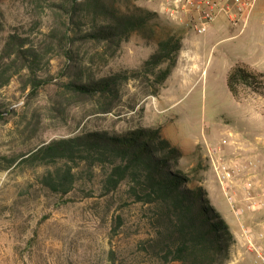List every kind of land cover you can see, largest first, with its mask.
<instances>
[{"label":"rangeland","instance_id":"1","mask_svg":"<svg viewBox=\"0 0 264 264\" xmlns=\"http://www.w3.org/2000/svg\"><path fill=\"white\" fill-rule=\"evenodd\" d=\"M117 1L158 13L163 28L157 38L166 32L183 35L177 66L157 97L146 83L124 85L107 114L98 111L97 102L78 104L63 90L69 77L60 76L65 62L56 55L41 73L54 81L36 97L29 96L25 72L0 88V264H110L112 254L117 264H152L143 245L154 235L148 207L135 204L126 185L108 193L107 168L76 167L74 188L64 198L41 185L53 168L23 161L5 169L9 160L54 139L138 127L160 129L183 151L179 168L204 188L235 237L227 264H264V97L243 90L235 100L227 87L236 63L264 73V0L256 1L245 21L222 18L204 35L191 29L190 17L171 20L165 0ZM0 4L7 25L0 37L16 29L38 45L53 27L54 12L45 3ZM3 43L0 38V55ZM79 50L85 64L106 76L139 69L154 48L137 34L116 54L103 46Z\"/></svg>","mask_w":264,"mask_h":264},{"label":"trees","instance_id":"2","mask_svg":"<svg viewBox=\"0 0 264 264\" xmlns=\"http://www.w3.org/2000/svg\"><path fill=\"white\" fill-rule=\"evenodd\" d=\"M47 4L54 12L53 27L38 45L18 30L3 38L0 55V88L17 75L26 73L29 96L54 81L42 77L53 55L64 59L61 87L74 102H97L99 112L110 113L121 99L124 85L140 81L157 97L160 88L172 75L183 50L184 37L166 32L158 13L140 7H121L117 0H35ZM5 15L0 4V36L6 31ZM141 35L154 50L139 69L98 76L84 62L79 47L103 46L116 54L124 42ZM94 64V63H92ZM227 87L235 100L248 90L264 97V73L245 63H236L227 75ZM4 116L0 105V119ZM183 151L162 136L160 129L138 127L124 132L85 130L71 137L54 139L29 153L9 160L30 167L53 170L41 178L48 192L61 198L68 196L75 185L76 167L102 166L109 170L107 192L114 193L126 185L135 204L148 207V221L154 235L144 242V251L152 264H227L235 237L225 220L214 208L202 186L180 162ZM22 159V160H21ZM110 264H117L112 254Z\"/></svg>","mask_w":264,"mask_h":264},{"label":"built area","instance_id":"3","mask_svg":"<svg viewBox=\"0 0 264 264\" xmlns=\"http://www.w3.org/2000/svg\"><path fill=\"white\" fill-rule=\"evenodd\" d=\"M257 0H165L163 9L171 20L183 21L190 17L191 29L204 35L224 18L235 24L245 21ZM225 177H230L226 175Z\"/></svg>","mask_w":264,"mask_h":264}]
</instances>
